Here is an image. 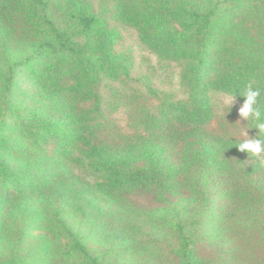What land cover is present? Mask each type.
Instances as JSON below:
<instances>
[{
	"label": "trees",
	"instance_id": "trees-1",
	"mask_svg": "<svg viewBox=\"0 0 264 264\" xmlns=\"http://www.w3.org/2000/svg\"><path fill=\"white\" fill-rule=\"evenodd\" d=\"M114 1L120 18L137 29L148 48L183 64L187 101L175 108L189 126L179 138V159L172 160L163 145L148 138L120 148L86 137L88 123L75 116L71 98L92 100L98 107L95 85L117 76L120 67L113 50L115 32L86 0H0V185L13 182L22 191L15 200L16 213L23 220L44 221L53 237L50 244L42 243L37 256L2 257L0 264H135L131 254L139 248L131 252L129 242L141 233H150L147 245L142 243L144 256L158 260L143 264H227L230 258L234 260L228 264H264V220L243 232L248 220L240 213L251 209L247 200L264 199V153L248 156L236 147L240 140L204 128L212 118L211 90L236 94L243 101L238 93L251 84L261 89L264 105V45L241 43L248 34L233 17L241 8L264 26V0ZM17 25L29 32L19 46L9 42ZM18 73L34 84L35 105L22 106L20 96L27 90L12 87ZM32 95L27 94L30 101ZM39 100L43 104H36ZM8 106L15 108L11 122L5 119ZM53 138L57 143L49 151L44 145ZM77 143L84 144L81 151L100 181L85 180L69 167V147ZM4 147L17 148L22 159L18 172L8 168ZM218 173L229 181L216 213L211 176ZM180 178L187 194L169 205L128 216L110 207L109 199L133 189L153 191L164 200V194L178 191ZM106 216L114 227H105ZM234 222L235 236L229 233ZM133 231L138 232L135 237ZM99 232L103 241L111 238L109 247L100 241L95 245ZM23 237L20 233L17 240L25 253Z\"/></svg>",
	"mask_w": 264,
	"mask_h": 264
},
{
	"label": "rangeland",
	"instance_id": "rangeland-1",
	"mask_svg": "<svg viewBox=\"0 0 264 264\" xmlns=\"http://www.w3.org/2000/svg\"><path fill=\"white\" fill-rule=\"evenodd\" d=\"M86 1L90 5L91 10L105 21V26L115 32L116 38L113 50L116 62L120 65L117 76L113 78L105 77L95 85L94 90L100 98L98 107L92 103V100L80 101L78 98H71L65 95L71 98L75 116L78 119L87 121L88 128L84 131L86 137L91 140V143H105L109 146L120 148L131 144L130 142L135 143L144 140V138H148L163 145L169 157L177 161L183 143L179 138L182 136L181 133L184 129L189 126V124H186L181 119L179 115L180 111L175 108L176 105L181 106V104L187 101L186 87L181 80L184 69L183 64L178 60L161 57L148 48L142 42L137 29L132 24L120 18L114 0ZM221 1L229 4L233 0ZM233 17L234 21L240 24L238 26L248 34V36L244 35L241 43L250 46H253L254 42L255 45H264V26L259 20L253 21L249 16V12L241 8H238L233 13ZM13 37V41L9 40V42H14L15 46H19L29 39V32L23 26L20 27V25H17ZM38 61L39 59L36 58L34 62L36 68L41 67V63H38ZM13 84L12 87L14 89L19 91L20 89H26L27 94L32 95L34 84H32L28 75L18 73ZM27 94L20 96L21 101H23L22 106L28 104L35 105V94L32 95V102ZM229 94L222 90H211L209 92L212 118L204 125V128L212 135L232 137L241 141V133L247 126L242 125L246 121H241L242 124L238 121L240 119L238 116V108L243 101L235 96L234 103L230 106L229 110L228 104L225 103ZM36 102L38 105L43 104L41 100ZM165 102L170 103V107ZM7 109L5 119L11 122L15 108L8 106ZM55 114L52 117H55ZM247 131L249 137L255 135L252 129ZM5 135L7 134L5 133ZM1 143L2 138L0 139ZM56 143L57 140L53 138L47 141L44 147L49 151H53ZM19 146L20 144L17 145V148ZM17 148L4 147L3 153L7 154V159L10 161L8 168H13L18 172L20 166L17 163L22 159L19 158L20 154ZM83 148H85L84 144L79 143L69 147L71 152L67 156L71 158L68 162L69 167L85 180L91 182L100 181V176L93 174L89 168L87 159L81 151ZM27 151L26 155L28 156L31 150ZM11 156L15 158L12 159ZM218 175L219 173L211 176V185L215 189V198L213 197L211 208L216 213L220 210V192L228 186L229 181L225 176L220 178L217 177ZM212 178L215 179L212 180ZM1 181L0 176V183ZM12 185L13 182H10V180L7 181L5 186L1 187L0 185V259L7 256L12 257L16 254L21 255L22 258L26 256L30 259L39 254V249L43 242L44 245L51 243L53 240L52 232L44 221H39L38 219L37 222H30L29 220H23V214H18V211L16 213L15 200L21 197L22 191L15 190ZM48 185L44 188L45 190L48 189ZM176 186L179 187L178 191L176 193L164 194V200L156 199L153 191L133 189L128 192H118L117 196L109 199L110 207L112 209L117 208L125 216H128V214L133 215V212L136 210H149L154 207L166 206L182 196H186L187 188H183L182 178L179 179ZM32 195L34 194L25 197H32ZM31 201L27 203L30 204ZM245 203L251 209L240 210V213L246 215L244 217L248 220V224L241 228L243 232L249 228L251 223L264 220V199L260 202L247 200ZM39 204L43 205V202L40 201ZM104 221L106 223L105 227L107 226V228L110 226L114 227L115 225L113 220L108 216L104 218ZM214 223H217L216 219H214ZM123 224L129 226V222ZM235 226L236 224L234 222L229 232L230 235L235 236L233 232ZM142 230L148 232L147 227H143ZM100 232L102 233V230ZM100 232L95 236V245H98L100 241V246L103 243H107L105 247H109L111 238L107 237L103 241L104 238L102 239ZM107 232L111 234L109 230ZM20 233L24 236L25 253L20 251V241L18 243L17 240V236ZM137 234L138 232L133 231L132 237H135ZM149 237L150 233H141L140 238L136 236L129 242L131 252L135 249H140L137 250L138 252L136 254H131V258L135 261V264H143V261L146 259H151L154 263H158L156 256H151L150 258L144 256L142 243H145ZM64 243L62 241V244ZM240 246L244 248L243 238L240 241ZM217 247L221 248L220 245H217ZM207 250L210 251V248L207 247ZM52 260L57 261L59 257H52ZM233 260L234 258H230L226 263L228 264Z\"/></svg>",
	"mask_w": 264,
	"mask_h": 264
},
{
	"label": "clouds",
	"instance_id": "clouds-1",
	"mask_svg": "<svg viewBox=\"0 0 264 264\" xmlns=\"http://www.w3.org/2000/svg\"><path fill=\"white\" fill-rule=\"evenodd\" d=\"M235 95L229 94L225 100L229 110L234 103ZM238 95L243 98V102L238 108L240 118L238 121L240 123L246 121L241 124L247 126L241 133L242 139L236 147L239 151L247 153L248 156L251 154V156L257 157L264 153V105L260 103L261 89L249 84ZM249 129L257 130L254 136L249 137L247 131Z\"/></svg>",
	"mask_w": 264,
	"mask_h": 264
}]
</instances>
